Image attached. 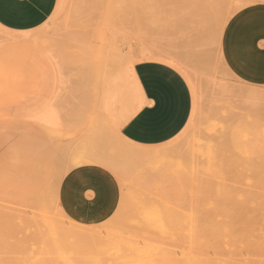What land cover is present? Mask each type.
I'll list each match as a JSON object with an SVG mask.
<instances>
[{"label": "rangeland", "instance_id": "obj_1", "mask_svg": "<svg viewBox=\"0 0 264 264\" xmlns=\"http://www.w3.org/2000/svg\"><path fill=\"white\" fill-rule=\"evenodd\" d=\"M192 2L59 0L55 14L40 29L17 33L0 27V229L5 235L0 231V243L5 240V245H0V264H33L37 260H46L44 264H138L139 260V264H181L185 246L181 235L185 236L186 226L233 225V213L235 217L245 212L242 219L246 213L251 218L252 208L254 212L262 208L264 214V82L252 84L240 79L223 54L224 33L231 20L237 14L236 22L243 14L256 13L257 9L242 11L264 8V0ZM187 7L196 11L187 12ZM199 15L204 18L201 22ZM181 19L186 24L179 22ZM190 19L193 23L188 22ZM219 25L221 31L217 32ZM183 31L187 33L184 35ZM248 31L250 50L263 58L256 61L264 65V22L254 23ZM13 37L29 41H8ZM141 61H158L176 69L187 81L193 97V110L185 129L173 141L157 147H135L120 135L121 127L134 115L130 111L134 109L136 113L140 107V90L131 93V102L137 101L130 102L131 106L138 105L130 106L131 110L125 102L131 96H125L132 91L127 90L129 93L124 96L121 93H125V88L113 89V82L111 85V81H104L107 72L115 73L116 68L129 66L134 75V66ZM132 82L131 90L137 89V80ZM109 91L111 103L106 102ZM254 91L253 96L259 98L252 96ZM104 96L108 106L104 105ZM113 100L123 103H115L112 108ZM126 103L131 116L128 120ZM232 137L237 142L231 141ZM222 142L225 146L226 142L232 144L227 145L228 151ZM219 145L229 152L225 159L223 150L217 152ZM213 156L215 160L219 158L216 162L223 161L210 163L209 167L207 162L214 161ZM101 169L110 171L121 187L117 212L99 225L71 221L59 204L62 180L79 170V179L88 175L105 192L106 176ZM224 210L232 215H220L225 214ZM237 218L234 220L239 221ZM256 219L262 220L255 218L253 226ZM257 227L254 231L260 228ZM258 230L260 233L256 230L255 234L264 240V229ZM179 232L183 234L179 236ZM251 235L249 240L255 242L258 236ZM257 239L256 244L264 247V241ZM6 246L11 247V256L5 251ZM254 249L262 252L255 245L242 258L256 260L255 255L249 257ZM18 255H23L24 261L28 259L26 263ZM261 256L257 258L260 262L264 260Z\"/></svg>", "mask_w": 264, "mask_h": 264}, {"label": "crops", "instance_id": "obj_2", "mask_svg": "<svg viewBox=\"0 0 264 264\" xmlns=\"http://www.w3.org/2000/svg\"><path fill=\"white\" fill-rule=\"evenodd\" d=\"M58 4L59 0H0V27L17 33L35 31L50 21ZM253 9H257L256 13L243 14L236 22L237 14L228 24L223 38L227 64L240 79L252 84L264 82V65L256 61L263 58L250 50L248 38V29L254 23L264 22V8L254 7L242 12ZM28 41L27 38L10 40L16 44ZM134 75L141 92L140 107L121 127V137L140 148L173 141L189 123L193 110V97L187 81L176 69L158 61L138 62L134 66ZM101 170L106 176L105 192L91 177L88 179V175L84 180L79 179L82 172L79 170L72 171L62 180L59 204L71 221L99 225L117 212L121 187L110 171Z\"/></svg>", "mask_w": 264, "mask_h": 264}, {"label": "bare ground", "instance_id": "obj_3", "mask_svg": "<svg viewBox=\"0 0 264 264\" xmlns=\"http://www.w3.org/2000/svg\"><path fill=\"white\" fill-rule=\"evenodd\" d=\"M188 2H191L192 4H193V2H192V0L190 1V0H187ZM234 2V1H233ZM241 2V1H240ZM191 3H189V5L191 4ZM198 3V2H197ZM197 3L195 2V5H197ZM206 3V2H205ZM224 3V2H223ZM221 4V5H223L224 6V4ZM228 3L229 2H227V5H228ZM188 3H186V5H187ZM207 4V3H206ZM226 4V3H225ZM195 5H193V6H195ZM199 5V4H198ZM202 5V4H201ZM201 5H200V7L199 8H201ZM204 5V4H203ZM203 5H202V7H203ZM205 6V5H204ZM222 6V7H223ZM230 6V5H229ZM241 6V5H240ZM184 7V6H183ZM191 8H192V5L190 6ZM197 7V6H196ZM196 8V10L197 9H199V8ZM221 7V8H222ZM225 7V6H224ZM223 7V8H224ZM232 7H233V5H232ZM182 8V7H181ZM191 8H189L188 9V7H187V12H188V10H190ZM205 8V7H204ZM229 8V7H228ZM185 8H182L181 9V11L183 10V11H185L184 10ZM193 9H194V7H193ZM193 9H191V10H193ZM203 9V8H202ZM201 9V10H202ZM190 10V11H191ZM195 10V9H194ZM195 10V11H196ZM225 11V10H224ZM223 11V12H224ZM228 11H231V9L230 10H227L226 12H228ZM220 12H221V10H220ZM181 13V12H180ZM204 13V12H203ZM202 13V14H203ZM222 13V12H221ZM230 13V12H229ZM182 14H184V12L182 13ZM216 14H217V12H216ZM228 14V13H227ZM206 14L204 13V16H205ZM220 15V14H219ZM219 15H217L218 17H220ZM223 15V14H222ZM226 15V14H225ZM186 15H184V17H185ZM188 16V15H187ZM189 16L191 17V18H193L194 20H196L194 17H192V15H191V13L189 14ZM202 16V15H201ZM180 18H182V16L180 17ZM185 18H188L189 19V17H185ZM184 18V19H185ZM199 18L201 19H199V21L201 22L202 20H204V18L202 19V17H200V15H199ZM207 17L205 16V19H206ZM222 18V17H221ZM220 19V18H219ZM192 19H190L188 22H192L191 21ZM193 20V21H194ZM182 21V24L183 23H185V22H183V20L181 19V20H179V22H181ZM185 21H186V19H185ZM187 22V24H192V23H188ZM229 22V21H228ZM178 23V22H177ZM204 23V22H203ZM181 24V23H180ZM186 24V23H185ZM207 24V22L206 23H204V25H206ZM183 26H185V25H183ZM220 26V25H219ZM183 28V27H182ZM187 28V27H186ZM189 28H191V27H188L187 29H189ZM219 28V27H218ZM224 28H225V26H224ZM223 28V29H224ZM186 29V30H187ZM187 31H189V30H187ZM219 31H221V26H220V30H218L217 32H219ZM190 32H191V30H190ZM183 33H184V35L187 33V32H184L183 31ZM20 37H13V38H10L8 41H10V40H14V39H19ZM145 50H146V48L142 51V53L144 54L145 53ZM152 51V50H151ZM154 51H157V50H154ZM153 51V52H154ZM153 52H151V53H153ZM157 53H160L159 51L157 52ZM163 54V53H162ZM162 54H160V55H162ZM148 55V54H147ZM164 55V54H163ZM144 56V55H143ZM157 56V55H156ZM142 57V56H141ZM167 57H168V55H167ZM172 57V56H171ZM174 58V57H173ZM134 59V58H133ZM170 60H172V59H170ZM199 60V59H198ZM128 61V60H127ZM186 66V65H185ZM129 67V66H128ZM128 67H126L127 69H123V68H116V69H114L113 71H115V73H113L112 72V70H110L111 72H107V75H106V78L108 77V79H106L105 78V80L104 81H106V82H108V83H110V81H111V85H112V82L115 84H113V89H117L118 87H119V90H120V88L121 87H123V88H125V89H123V88H121V89H123L124 91H125V93H121L122 95H124L125 96V94L128 92L129 93V91H127V90H130V91H132V92H130V94L129 95H127L126 94V96H125V99H127V98H129L130 96H131V99H130V101H128V99L127 100H125V102H128L130 105H129V108L132 110L133 108H136L137 106H134L133 104H132V106H134L133 108H131L132 106H131V103L132 102H136L137 103V101H132L131 102V100L133 99V94H131V93H133V91L134 90H140L139 89V87L137 88V89H135V87H134V89H133V87H132V90H131V85H130V81L134 84V82H136V80H134V78L133 77H135V75H132L133 73L131 72V70L129 69L128 70ZM188 67V66H187ZM124 70H125V72H124ZM126 70H128V71H126ZM119 71H121V73H118ZM122 71L124 72V73H122ZM130 71V72H129ZM133 71V70H132ZM116 72L118 73V74H116ZM127 72V73H126ZM129 72V73H128ZM132 73V74H131ZM196 73V72H195ZM109 74V75H108ZM115 76V77H113V75ZM125 74V75H124ZM128 74H131V76H129V77H132L130 80L128 79V76L127 75ZM188 74V73H187ZM112 75V76H111ZM197 75V74H196ZM113 77V78H112ZM198 77V76H197ZM112 79V80H111ZM108 80V81H107ZM199 80V79H198ZM197 80V81H198ZM129 82V84H127ZM129 85V86H125V85ZM118 86V87H117ZM125 86V87H124ZM133 86V85H132ZM117 87V88H116ZM127 87V88H126ZM130 89H129V88ZM219 88V87H218ZM229 88V90H230V87H228ZM227 89V88H226ZM232 89V88H231ZM108 90V87H107V89L105 90V88H103V91L104 92H106ZM119 90H117V91H119ZM124 91H120V92H124ZM256 91V90H255ZM255 91L254 92H251V94H252V96H253V93H255ZM119 92V93H120ZM139 93H140V91H139ZM262 93V92H261ZM110 94H111V92L109 91L108 92V96H110ZM120 94V95H121ZM232 95V94H231ZM237 95V94H236ZM248 95V94H247ZM129 96V97H128ZM233 96V95H232ZM256 97H258L257 95H255ZM255 96H253V97H255ZM263 96V95H262ZM121 97V96H120ZM119 97V98H120ZM244 97H246V96H244ZM110 98V99H109ZM108 98V100L105 98V96H104V105H106V106H108V104L107 103H111V101H109V100H112L113 98H111V96ZM139 98V97H138ZM248 98V97H247ZM259 98V97H258ZM105 99H106V102H105ZM255 99V98H254ZM123 100V99H122ZM258 100V99H257ZM114 101V100H113ZM112 101V102H113ZM247 101V100H246ZM120 102V100L119 101H117V102H113L114 104H110L111 106H113L112 108H114L115 107V103H119ZM131 102V103H130ZM106 103V104H105ZM121 103V102H120ZM122 103H123V101H122ZM121 103V104H122ZM128 103H126V104H124V106L126 107H123V108H125L124 110H125V112H126V114L127 113H129V110L127 111V104ZM135 103V104H136ZM247 103V102H246ZM255 103V102H254ZM103 105V106H104ZM110 105H109V107H110ZM257 105V104H256ZM102 106V107H103ZM106 106H104L103 107V109L106 107ZM131 106V107H130ZM109 107H107V109H109ZM111 108V107H110ZM106 109V108H105ZM133 111H134V109L132 110V111H130V113H132L131 114V116L133 115V114H135V111H134V113H133ZM137 111V110H136ZM124 115V114H123ZM127 116H128V118H127V120L129 119V117H131V116H129V114H127ZM126 115H125V117H127ZM244 136V135H243ZM246 140V139H245ZM244 140V141H245ZM229 141V140H228ZM231 141H236L237 142V140L235 139V137L233 138L232 137V140ZM230 142V141H229ZM228 142V143H229ZM241 142H243V141H241ZM225 142H222V143H220L221 144V146H222V144L225 146V144H224ZM227 142H226V144L227 145H229V147H231L232 146V144H231V146H230V144H228ZM230 143H232V142H230ZM233 144H234V142H233ZM244 144V143H243ZM225 146V148H228L226 151H228L229 150V147L228 146ZM219 148H221L220 147V145L218 146ZM218 148V151L217 152H219V153H221L219 150H223L222 151V154L224 155H222V154H220V157L221 156H223L224 157V159H225V157H227L228 156V154H229V152L227 153L226 151V153L224 152V148H221V149H219ZM176 149V148H175ZM174 149V150H175ZM196 149V148H195ZM178 150V149H177ZM169 151V150H168ZM171 152V151H170ZM174 152H176V151H174ZM217 152H215L216 153V155H217ZM157 153H159V152H157ZM162 152H160V154H161ZM178 153H180V152H178ZM201 153H202V151H201ZM172 154V153H171ZM226 154V155H225ZM253 154V153H252ZM261 154V153H260ZM259 154V155H260ZM143 155H144V153H143ZM150 155V154H149ZM152 155V154H151ZM150 155V156H151ZM159 156V155H158ZM172 156V155H171ZM175 156H176V154H175ZM210 156V155H209ZM208 156V157H209ZM218 156H219V154H218ZM253 156V155H252ZM257 156V155H256ZM255 156V157H256ZM140 157V156H139ZM145 157V156H144ZM148 157V156H147ZM216 158H217V156H215ZM140 158H143V156L142 157H140ZM146 158V157H145ZM154 158V157H153ZM257 158H259V157H257ZM86 159V158H85ZM88 159V158H87ZM138 159V158H137ZM149 159H151L150 157H149ZM206 159H207V157H206ZM212 159H214V156H213V158ZM219 159V158H218ZM218 159H216V160H218ZM216 160L214 159V161L213 160H210V162H207V166H209L208 164H210V163H213V162H215L216 164H220L222 161L221 160H219L220 161V163L217 161L216 162ZM250 160V159H249ZM253 160V159H252ZM81 161H85V160H81ZM87 161V160H86ZM86 161L84 162V163H86ZM152 161V160H151ZM207 161H209V159L207 160ZM212 161V162H211ZM88 162V161H87ZM152 163V162H151ZM214 163V164H215ZM234 163V162H233ZM251 163H252V161H251ZM250 163V164H251ZM79 164V163H78ZM82 164V163H81ZM253 164V163H252ZM80 165V164H79ZM211 165V164H210ZM232 165H234V164H232ZM209 167H211V166H209ZM75 168V167H74ZM253 168V167H252ZM255 169H257V168H255ZM254 169V170H255ZM258 169H259V167H258ZM257 169V170H258ZM251 170H253V169H251ZM253 170V171H254ZM255 172H257L256 170H255ZM258 172H260L259 170H258ZM257 172V173H258ZM222 175V174H221ZM189 176V175H188ZM264 178V177H263ZM219 179H220V177H219ZM190 180V179H189ZM261 180V179H260ZM263 180V179H262ZM192 181V180H191ZM203 185V184H202ZM200 186V185H199ZM194 187V186H193ZM206 187V186H205ZM203 188V192H204V189H207V187L206 188ZM211 187V186H210ZM195 189V188H194ZM208 189H209V187H208ZM207 191V190H206ZM210 190H208L207 192H209ZM200 192V191H199ZM223 192H225L224 190L222 191V193ZM199 194H201V193H199ZM205 194V193H204ZM206 195V194H205ZM163 204V203H162ZM192 206V205H191ZM194 206V205H193ZM1 207V206H0ZM21 207H22V205H21ZM26 207V206H25ZM24 207V208H25ZM194 208V207H193ZM5 209V208H4ZM18 209V208H17ZM28 209V208H27ZM26 208L24 209V210H27ZM141 209V208H140ZM20 210H23V207L20 209ZM132 210V209H131ZM192 210V209H191ZM2 211H4V210H2ZM9 211V210H8ZM28 211V210H27ZM218 212H219V210H217ZM216 211V214L218 213ZM225 211V214H220V215H223V216H225L226 215V213L228 212H230V211H227V210H224ZM224 211H222V212H224ZM249 210H247L246 212H248ZM252 211V212H251ZM257 211V212H256ZM260 211V212H259ZM255 210V212H256V214L257 213H260L261 215H262V208H261V210ZM264 211V210H263ZM5 212V211H4ZM18 212H19V210H18ZM146 212V211H145ZM193 212V211H192ZM191 212V213H192ZM199 212V211H198ZM221 212V211H220ZM221 212V213H222ZM255 212H254V209L252 208L250 211H249V213H250V215H251V218L253 217V215H256L255 214ZM262 212V213H261ZM21 213H23V212H21ZM131 213V212H130ZM190 213V212H189ZM190 213V214H191ZM232 212H230L229 214H230V216L232 215L231 214ZM241 213V212H240ZM243 213V215H245L244 213L245 212H242ZM12 214V213H11ZM10 214V215H11ZM134 213H132V215H133ZM199 214V213H198ZM219 214V213H218ZM239 214V213H238ZM237 214V215H238ZM248 213H246V216H244L245 218H247V219H245V218H243V219H245L246 220V223H243V222H245V220H243L242 219V217H243V215L241 216L240 214H239V216H240V218L242 219V220H240V218H237V215L235 216L237 219H239V221H235L234 219H236L235 217H234V213H233V215L231 216V220H232V222L234 221V223H236V224H234L233 223V225H232V223L230 224L229 223V225L227 224L226 226H222L223 224H219L220 226H218V225H212V226H209V225H203L202 223H201V226L200 225H196V226H186L185 227V236L184 235H181V234H183V233H181V232H179L178 234H179V236L181 235L182 237H185V246H183V245H181V246H183L181 249L182 250H184V254H183V252L181 253V254H183V258H184V262H183V258H182V262L184 263V264H252L251 263V261H253V263L254 264H256V263H258V264H262V262H263V264H264V260H263V257L264 256H261L262 254L264 255V252H263V246L261 247V245L258 243V244H256V240H257V242H258V237L262 240L263 238H261L258 234L256 235L255 234V232H257L258 231V233H260V230H258V229H260V228H262V230L264 229V227H263V221L262 220H264V218L262 219L261 217H263L264 216V214L261 216L260 214L258 215H256V216H254L255 218H259L260 217V219L259 220H261V222H262V224H261V222L260 221H258L257 219V222L256 223H258V222H260V223H258L257 225H256V223H255V226L257 227H260V228H258V229H256L255 231H254V227L255 226H253L254 225V220H255V218H254V220L252 219L251 220V218H250V216L249 215H247ZM21 215V214H20ZM131 215V214H130ZM192 216H193V214H192ZM219 215H217V217H218ZM222 216V217H223ZM249 216V217H248ZM259 216V217H258ZM5 217V216H4ZM188 217L190 218V216L188 215ZM194 217V216H193ZM229 217V216H228ZM232 217H234V219H232ZM7 218V217H6ZM13 218V217H12ZM23 218V217H22ZM196 218V217H195ZM225 218H227V216L225 217ZM8 220V219H7ZM17 220V219H16ZM25 220V219H24ZM194 219H192V221H193ZM196 220V219H195ZM229 220H230V217H229ZM229 220H227V222H230ZM249 220H251V221H249ZM191 221V220H190ZM241 221V223H239ZM18 222V221H17ZM23 222V221H22ZM183 222H184V220H183ZM251 222V223H250ZM179 223V222H178ZM181 223V222H180ZM185 223V222H184ZM195 223V222H194ZM252 224V226H253V228H252V226L250 225V224ZM2 224V223H1ZM11 224V223H10ZM13 224V223H12ZM167 224V223H166ZM226 224V223H225ZM17 225V224H16ZM24 225V224H23ZM26 225V224H25ZM261 225V226H260ZM1 226V225H0ZM7 226V225H6ZM5 226V227H6ZM12 226V225H11ZM15 226V225H14ZM13 226V227H14ZM2 227V226H1ZM0 227V228H1ZM9 227V226H8ZM160 227V226H159ZM181 227V226H180ZM179 227V225H178V228H180ZM252 229H251V228ZM3 228H4V226H3ZM17 228V227H16ZM5 229V228H4ZM7 229H9V228H7ZM6 229V230H7ZM14 229V228H13ZM164 228H162L161 230H163ZM169 229V228H168ZM172 229V228H171ZM182 229H184V228H182ZM9 230H11V229H9ZM173 230H176V229H173ZM172 230V231H173ZM253 230V231H252ZM0 231H1V229H0ZM13 231V230H12ZM167 231H169V230H167ZM176 231H178V230H176ZM175 231V232H176ZM180 231H181V229H180ZM264 231V230H263ZM262 231V232H263ZM2 232L3 231H1V235H3L2 234ZM15 231H13V233H14ZM183 232V231H182ZM251 232V233H250ZM7 233H8V231H7ZM168 233V232H167ZM171 233V232H170ZM169 233V234H170ZM253 233V236H258V237H253L254 239H256L255 240V242H253V239L251 240H249V238L252 236L251 234ZM173 234H177V233H174V231H173ZM173 234H172V236H173ZM255 234V235H254ZM263 234H264V232H263ZM12 235V234H11ZM17 235V234H16ZM16 235H14V236H16ZM41 235H44V234H41ZM154 235V234H153ZM251 235V236H250ZM261 235V234H260ZM3 236H5V235H3ZM2 236V237H3ZM264 236V235H263ZM17 237H19V236H17ZM42 237H44V236H42ZM15 238V237H14ZM20 238V237H19ZM47 238V237H46ZM39 239V238H38ZM3 240V239H2ZM8 240V239H7ZM6 240V241H7ZM35 240V239H34ZM46 240V239H45ZM0 241H1V238H0ZM17 241V240H16ZM39 241H40V239H39ZM44 241V240H43ZM126 241V240H125ZM146 241V240H145ZM171 241V240H170ZM172 241H173V239H172ZM262 241H264V240H262ZM4 242H5V240H3V242H1L0 243V245H5L4 244ZM45 242V241H44ZM44 242H42V243H44ZM167 242H168V240H167ZM250 242H251V244L252 243H254L255 245H258L260 248H261V250H262V252L260 251V250H258V252L260 251V254L256 251V249H254L255 250V252L254 251H251V254L252 255H250L249 254V257L250 258H252V257H254V255H255V258H256V260L254 259V258H252V260L250 261L249 260V258H247V259H243L242 257L244 256L245 257V255H243V253L244 252H248L250 249H251V247H254L255 245L254 244H250ZM9 243V242H8ZM126 243V242H125ZM129 243V242H128ZM172 243H174V242H172ZM175 243H180V242H175ZM182 243V242H181ZM45 244V243H44ZM58 244V243H57ZM127 244V243H126ZM143 244V243H142ZM148 244V243H147ZM10 245V244H9ZM166 245V244H165ZM250 245H251V247H250ZM10 246H12V245H10ZM9 246V248H11ZM58 246V245H57ZM126 246V245H125ZM149 246H153V245H149ZM14 247V246H13ZM13 247H12V249L11 250H14L13 249ZM171 247V246H170ZM179 247V246H178ZM0 248H1V246H0ZM8 248V249H9ZM16 248V250H18V248L17 247H15ZM59 248H61V246L59 247ZM149 248V247H148ZM159 248V247H158ZM180 248V247H179ZM178 248V249H179ZM7 249V246H6V249H5V251L7 252H9V255H10V250H8ZM19 249H22V247H20ZM24 249V248H23ZM137 249V248H136ZM168 249V248H167ZM175 249H177V248H175ZM60 250V249H59ZM123 250H124V248H123ZM130 250V249H129ZM169 250V249H168ZM172 250V249H171ZM170 250V251H171ZM4 251V253H6ZM19 251V250H18ZM61 251V250H60ZM149 251V250H148ZM175 251V250H174ZM174 251H173V254H174ZM177 251V250H176ZM8 252H7V254H8ZM20 252V251H19ZM18 252V253H19ZM22 253H23V251H21ZM25 252V251H24ZM125 252H127V251H125ZM130 252H131V250H130ZM132 252H133V250H132ZM152 252V251H151ZM156 252V251H155ZM167 252V251H166ZM178 252V251H177ZM254 254H253V253ZM1 253H3V251L1 252ZM1 253H0V255H1ZM256 253V254H255ZM262 253V254H261ZM7 254H3L5 257H8L7 256ZM25 254V253H24ZM23 254V255H24ZM156 254V253H155ZM154 254V255H155ZM173 254H171V257H172V255ZM259 254V255H258ZM12 255V254H11ZM10 255V256H11ZM15 255H16V252H15ZM23 255H22V257H21V255L19 256V257H21L22 258V260H23V258H25V257H23ZM158 255V254H157ZM4 256H2V258L4 257ZM17 256V255H16ZM16 256H14V257H16ZM125 256H127L126 255V253H125ZM125 256H123L124 258H126ZM139 256V255H138ZM238 256H240L241 258L239 259L238 258ZM258 256H261L262 258V262H260V259L258 260L257 258H258ZM1 257V256H0ZM5 257L3 258V259H5ZM165 257H166V255H165ZM167 257H170L169 255L167 256ZM1 258V259H2ZM27 258V257H26ZM173 258V257H172ZM260 258V257H259ZM11 259V258H10ZM10 259L8 258H6V260H9L10 261ZM15 259V258H14ZM16 259H18V258H16ZM15 259V260H16ZM90 259V258H89ZM131 259H133V257L131 258ZM145 259H147L146 257H145ZM255 261H254V260ZM12 260H13V256H12ZM20 261H22L21 259H19ZM26 260H28V259H26ZM25 260V261H26ZM126 260L127 259H125V262H123V263H126ZM134 260H135V257H134ZM136 260H138V259H136ZM135 260V261H136ZM178 260V259H177ZM258 260V261H257ZM3 261V260H2ZM17 261V260H16ZM24 261V260H23ZM24 261V262H25ZM44 261H46V260H44ZM44 261H40L39 260V263H38V260L37 261H35V262H33V264H40V263H42V264H44ZM68 261V260H67ZM174 261V260H173ZM6 262H8V261H6ZM13 262V264H15L14 263V261H12ZM19 261H17V263L16 264H19V263H21V262H19ZM79 263H80V261H78ZM87 262V261H86ZM115 262V261H114ZM120 262V261H119ZM129 262V261H128ZM136 262H138V261H136ZM139 262H140V260H139ZM139 262H138V264H139ZM182 262H181V264H182ZM26 263V262H25ZM50 263V262H49ZM78 263V264H79ZM156 263V262H155ZM179 263H180V261H179ZM9 264H10V262H9ZM12 264V263H11ZM23 264V263H22ZM29 264V263H28ZM50 264H53V263H50ZM75 264H77V263H75ZM84 264V263H83ZM98 264V263H97ZM116 264H118V263H116ZM120 264H121V262H120ZM137 264V263H136ZM142 264V263H141ZM159 264V263H158ZM173 264V263H172ZM178 264V263H177Z\"/></svg>", "mask_w": 264, "mask_h": 264}]
</instances>
